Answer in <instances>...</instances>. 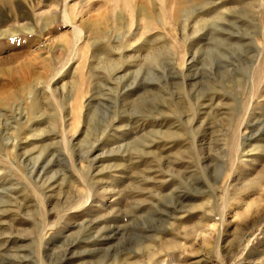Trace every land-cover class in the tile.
<instances>
[{
  "label": "rangeland",
  "instance_id": "obj_1",
  "mask_svg": "<svg viewBox=\"0 0 264 264\" xmlns=\"http://www.w3.org/2000/svg\"><path fill=\"white\" fill-rule=\"evenodd\" d=\"M36 1L0 36V264H264V0Z\"/></svg>",
  "mask_w": 264,
  "mask_h": 264
},
{
  "label": "bare ground",
  "instance_id": "obj_2",
  "mask_svg": "<svg viewBox=\"0 0 264 264\" xmlns=\"http://www.w3.org/2000/svg\"><path fill=\"white\" fill-rule=\"evenodd\" d=\"M201 1V3L203 2H205V3H207L208 2V0H204V1H202V0H200ZM36 0H0V3H2L3 5V7H1L0 8V36H5V35H8L10 32H12L11 31V28H4L9 22H15L16 20L17 21H21V20H27V19H29V18H31V16L32 15H34V12H35V8H36ZM187 1L186 0H179V1H175V0H170V4H172L175 8H177L178 10H177V13L175 14V16L176 17H180L181 16V14L184 12V11H186L189 7H185L184 8V4L186 3ZM226 2V1H225ZM125 3H126V0H125ZM163 3H164V1H163ZM128 4V3H127ZM186 4H188V2L186 3ZM212 4V3H211ZM168 5V4H167ZM207 5V4H206ZM66 6V5H65ZM64 6V7H65ZM187 6V5H186ZM128 7V6H127ZM151 7V6H150ZM8 8H14L15 10H13V11H9L8 10ZM129 9H131L132 11H134V13H135V15H136V21L137 20H139V19H144V23L147 25V29H150L151 28V25H150V22L152 21V20H158V16L162 13V10L163 9H165L164 7L163 8H161L160 6H159V8H153V9H155V10H153V9H151V8H149V2L147 1V0H142L141 2H135L134 0H130V8ZM167 9V8H166ZM191 9V8H190ZM130 11V10H129ZM159 11V12H158ZM176 12V11H175ZM185 14H186V12H185ZM188 14V13H187ZM190 14V13H189ZM210 14V13H209ZM43 16V15H42ZM64 18H65V21H67V22H72L73 23V21L71 20V14H70V11H68V9H67V7H66V9H65V11H64ZM105 19L106 18H104V19H102V22L100 23V24H104L105 23ZM159 21V20H158ZM202 21V20H201ZM140 24V23H139ZM19 25V24H18ZM87 25V27H88V29H89V27H90V25L88 26V24H86ZM96 25H98V24H96ZM23 26V25H22ZM195 27V26H194ZM14 28V27H13ZM21 28H25V27H21ZM27 28V27H26ZM103 28V27H102ZM146 28V27H145ZM27 29H29V28H27ZM87 29V28H86ZM30 30V29H29ZM88 31H90V30H88ZM100 31H101V27H97L96 28V33L97 34H99L100 33ZM79 33H80V30H78L77 28H75V36H79ZM95 33V34H96ZM11 34V33H10ZM13 35V34H12ZM149 48H152V50H153V53H152V55H155L156 53H157V49L158 48H154L152 45H150L149 46ZM26 69V68H25ZM26 70H28L26 73H25V76H23V78L21 79V81L23 80V82H27L29 79H30V76H32V74L33 75H35V74H37V75H35L36 77H35V79H34V81H35V83H36V85H37V87H38V85H40V84H42L43 83V81H42V77L40 76V73H38V71H36V70H34V69H32V68H29V69H26ZM28 73V74H27ZM23 74V73H22ZM32 79V78H31ZM32 82H33V80H31ZM13 83H12V87H11V89H14L15 90V88L17 87H19L18 85H19V83H21V82H19L17 79H13V81H12ZM22 82V83H23ZM29 82H30V80H29ZM28 84V83H27ZM9 86V85H8ZM28 86H30V84L29 85H25V86H21L20 88H19V92H22L23 90L25 91V90H27L28 88H26V87H28ZM16 88V89H17ZM33 90H37V89H35V88H33ZM33 90H30L29 91V93H31V95L30 96H32V97H30L31 98V101L34 103L33 104V106H34V110H36V111H38V112H41V109H42V103L40 102V99H39V96L37 95V93L35 92V91H33ZM10 90H8L7 92H9ZM10 92H12V91H10ZM9 94V93H8ZM7 94V95H8ZM11 94H16L17 96L19 95V93L18 92H14L13 91V93H10L7 97H11ZM8 99V98H7ZM6 98H1V100L3 101V102H5V100H7ZM1 101V102H2ZM40 110V111H39ZM245 129V128H244ZM243 133V132H242ZM243 134H245V133H243ZM242 134V135H243ZM241 135V136H242ZM236 139V138H235ZM245 141H247V140H245ZM237 143H236V145H237V152H235V153H237L238 154V158H239V156H240V152H242L243 150H245V148L246 147H248L249 146V144L248 143H246L245 145L244 144H242V143H239L238 144V140L236 141ZM239 147V148H238ZM242 147V151H240V148ZM260 147H262V146H256V149H260ZM233 150H236V149H234V148H232ZM232 150V151H233ZM234 153V154H235ZM229 178V177H228ZM228 178H226L225 180H224V182L226 181V180H228ZM193 197V196H192ZM255 223H256V221H255ZM257 223H259V224H263L264 223V209H263V215H262V217L260 218V219H258L257 220ZM173 225V224H172ZM176 228V227H175ZM184 229V228H183ZM247 229H250V228H247ZM173 230H174V228H173ZM185 231V230H184ZM248 231V230H247ZM181 232V231H180ZM186 234H188L189 232H185ZM247 234V233H246ZM179 245V241L177 240V238H172V239H167V240H165V241H163L162 243H161V245H160V247L161 248H166V247H171V246H173V247H176V246H178ZM146 250H147V253H148V257L150 258V259H152L153 258V256H155V254H156V250H155V246H153L151 243L150 244H148L146 247ZM160 249V248H159ZM145 250V251H146ZM161 250V249H160ZM159 251V250H158ZM162 251V250H161ZM157 255V254H156ZM139 262H129V261H126L125 262V264H138ZM140 264V263H139Z\"/></svg>",
  "mask_w": 264,
  "mask_h": 264
}]
</instances>
